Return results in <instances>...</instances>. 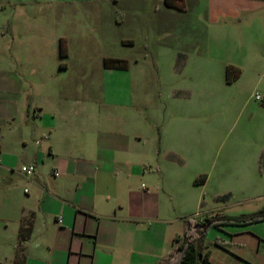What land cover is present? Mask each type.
I'll return each mask as SVG.
<instances>
[{"label":"rangeland","instance_id":"obj_1","mask_svg":"<svg viewBox=\"0 0 264 264\" xmlns=\"http://www.w3.org/2000/svg\"><path fill=\"white\" fill-rule=\"evenodd\" d=\"M66 1L42 9H67L73 24L45 19L34 64L19 67L34 74L36 90L105 92L116 104L146 107L162 128L156 133L163 155L172 152L171 164L161 160L168 166L164 181L179 186L164 196L185 220L201 219L189 213L201 203L195 212L202 215L219 207L233 217L263 211L264 0H167L172 7L166 0ZM87 12L99 13L96 31ZM61 39L67 58L60 55ZM105 56L123 58L128 69H105ZM229 65L242 74L232 84ZM203 175L206 184L196 183ZM142 183L153 186L149 179ZM205 244L211 262L200 264H264V222L212 227Z\"/></svg>","mask_w":264,"mask_h":264},{"label":"crops","instance_id":"obj_2","mask_svg":"<svg viewBox=\"0 0 264 264\" xmlns=\"http://www.w3.org/2000/svg\"><path fill=\"white\" fill-rule=\"evenodd\" d=\"M66 2L0 0V264H164L188 225L164 196L179 186L164 181L161 160L171 164L172 152L163 155L159 124L141 104L119 105L105 92L36 90L34 74L20 71L34 64L45 19L73 24L67 9H42ZM87 13L96 31L99 13ZM108 58L123 60L105 56L103 66ZM21 162L35 166L31 176L17 172ZM201 207L189 213L228 216L220 207L195 212Z\"/></svg>","mask_w":264,"mask_h":264},{"label":"trees","instance_id":"obj_3","mask_svg":"<svg viewBox=\"0 0 264 264\" xmlns=\"http://www.w3.org/2000/svg\"><path fill=\"white\" fill-rule=\"evenodd\" d=\"M166 0V4H167ZM168 6L172 7L168 3ZM60 55L63 58L68 57V49L64 39L60 41ZM128 63L125 60L117 58H108L104 60V67L115 70H127ZM227 83H234L241 75L240 69L229 65L226 71ZM207 179L206 175L201 176L196 183H204ZM264 221V210L255 214L243 215L240 217L233 216H211L204 217L200 220L187 219V230L182 237H177L176 241L179 245L175 253L170 257L168 264H200V262H209L211 251L205 244V236L208 229L215 227L221 228L228 225H249L256 222ZM25 236L22 235V239Z\"/></svg>","mask_w":264,"mask_h":264},{"label":"built area","instance_id":"obj_4","mask_svg":"<svg viewBox=\"0 0 264 264\" xmlns=\"http://www.w3.org/2000/svg\"><path fill=\"white\" fill-rule=\"evenodd\" d=\"M256 99L257 100H262V97L260 95H256ZM34 171H35V166L34 165H30V166L24 165V166H22V168L20 170V172L22 174H25L26 176H31L34 173ZM53 175L58 176L59 173L57 171H54ZM59 223H62V220H59Z\"/></svg>","mask_w":264,"mask_h":264}]
</instances>
